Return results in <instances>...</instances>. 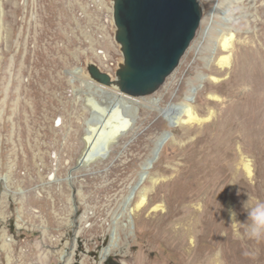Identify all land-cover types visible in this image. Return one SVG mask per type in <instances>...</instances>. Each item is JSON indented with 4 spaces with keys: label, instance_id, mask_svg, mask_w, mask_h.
<instances>
[{
    "label": "rangeland",
    "instance_id": "374dc122",
    "mask_svg": "<svg viewBox=\"0 0 264 264\" xmlns=\"http://www.w3.org/2000/svg\"><path fill=\"white\" fill-rule=\"evenodd\" d=\"M200 1L205 15L199 34L155 98L163 97V106L189 99L200 118L214 110L206 122L213 133L227 115L244 110L251 92L240 85L243 80L264 84V48L253 52L249 41L257 42L264 13L256 14L255 0ZM225 15H232L231 21ZM110 21L106 0H0V264H191L182 249L176 251L179 234L187 224L184 215L201 212L205 196L178 204L172 193L187 184V176L178 181L180 169L190 173L196 167L185 160L199 133L187 136L175 120L170 126L148 106L153 98L134 99L133 108H127L110 96L115 91L97 89L72 74L88 57L112 73L120 54ZM229 27L237 33L231 63L222 67L220 58L229 53L221 34ZM244 56L250 63L239 65ZM192 86L195 94H189ZM110 106L107 121L121 112L123 118L134 117L133 126L108 144V153L104 140L96 142L69 179L87 146L86 121ZM180 111L177 106L174 116ZM96 130L91 127L92 137ZM165 133L169 136L157 160L144 174ZM229 149L234 178L252 185L260 170L264 183L261 152L240 138ZM243 158L251 164L250 176ZM201 181H193L195 190ZM143 197L145 205L139 207ZM249 203L247 209L255 202ZM233 205L229 196L222 207L227 211ZM176 206L184 213L165 221ZM225 221L235 230L230 242L211 251L202 243L196 250L200 258L216 257L214 264H264V236H250V246H242L250 219L246 230L228 217Z\"/></svg>",
    "mask_w": 264,
    "mask_h": 264
},
{
    "label": "bare ground",
    "instance_id": "6f19581e",
    "mask_svg": "<svg viewBox=\"0 0 264 264\" xmlns=\"http://www.w3.org/2000/svg\"><path fill=\"white\" fill-rule=\"evenodd\" d=\"M237 1L240 4L243 2V0ZM259 2V0H255V3L257 4L254 7V10L260 17L264 13V3L259 4ZM62 4L63 3L60 2L59 5ZM231 19L232 15H225V20L227 22L231 21ZM210 25H212V22ZM258 25L260 26V30L256 32L257 42L249 40L250 44H255L253 52L261 51L262 48H264V20L260 19L258 21ZM208 28L210 29V26ZM225 30L226 32L221 34L223 39L222 48L229 54L220 58L219 64L222 67H227L231 63L234 40L236 38L235 32L237 33V31L233 33L231 27ZM241 63L245 65V63H250V60H248L247 56H244L239 61V65ZM217 73H220V71ZM72 74L79 77V70L75 69ZM86 82L89 83L90 86L97 89L101 88L99 85H96L97 83L95 84L94 82L88 80ZM240 85L249 86L251 92L244 99V110H239L235 117L232 114L227 115L222 119L221 123H219V126L214 129L213 133L209 132L212 126L208 123H210V120L212 121L215 111L207 109L206 117L202 118L201 116L200 118L199 114L195 110V107L189 102V99H186L179 104L171 102L168 106H163V97L155 98L158 94L157 93L152 97L153 99L148 105L153 110L158 111L166 121L171 123L170 125H172V121L175 120V123L177 125L180 124L181 129L183 128L185 130V134L187 136L196 131L199 133L192 145L188 147L185 160V162L189 163V165L196 167L190 173L187 172L186 168H183L182 170L180 169L178 181H181L180 176L181 178H185V176H187V178H185L187 180V184L183 185V187L179 190L176 189L172 193L173 201L178 204L191 201L201 195L203 197L205 196L203 209L201 208L202 210L198 213L199 215L197 214L198 216L194 215L193 212L190 211H188V214L184 215L183 219L186 220L187 224H185L183 233L179 234V248L178 250L176 249V251L179 252L183 250L191 264H214L217 261L216 257L211 258L207 256L205 259V257H202L201 255L200 258L196 250L198 247L203 245L202 243L206 242V246L208 247L205 248L210 249V251L212 249H219L220 245L230 242L235 230H232L230 225L225 221L226 217L230 218V214L228 213L229 209H233V211L236 212V221L238 222L237 227H239V230H246L245 224L249 221L246 204L250 201H264V183L259 179L262 177V172L260 173V170L256 171L257 179L255 183L251 185L240 178H234L232 176L234 164L231 160L235 157L227 160L229 157L233 156V152L229 148L234 145L237 138H240L246 145H250L252 150L261 152V158L264 159V84L259 83L256 85L248 79L243 80ZM192 87L194 88L189 91V94H195L197 91L195 86ZM110 96H112L118 103L120 102L126 105L127 108H133L132 101L134 98L118 94L116 92L113 94L111 93ZM213 98L216 99L217 97L213 96ZM177 106L181 111L174 116V109ZM132 112L133 110L131 113ZM120 113L121 112H117L108 121H106L107 128L105 129L106 126L102 128L93 144V137L90 135L92 126L88 127L90 129V133L88 134L89 136L86 137V145L90 146V150L87 155L93 150L94 144L101 140H104V146L106 147L104 148V151L107 152L108 144L112 143L115 138L117 139L121 135H124L125 132L133 126L134 117L126 116L127 118H123ZM251 116L254 117L252 122L249 121V117ZM164 135L165 134H163L158 140L163 138ZM212 154L216 155L215 158H211ZM151 158L152 157H150L145 164V171L149 169L148 161ZM194 161L195 164H198L199 166L193 165ZM204 161L205 163H202ZM235 161L236 160L234 159V163ZM241 162L245 166L247 174L250 176L252 173L251 164L244 158L241 159ZM197 177L202 180L201 188L199 190H195L193 187V181ZM229 196L235 199V205H233V208L232 206L228 207L229 209L226 211V207L223 208L222 205L225 204V201H227ZM144 202L145 197L141 198L138 206L140 207L144 204ZM181 213H184L183 208L176 206L164 216V220H172ZM222 231L225 232V236H221ZM189 238L194 239V241L192 240L194 243L193 245L188 241ZM243 238L242 246L249 247L251 244L249 233L245 234ZM204 239L207 241H204ZM239 246L241 245L239 244Z\"/></svg>",
    "mask_w": 264,
    "mask_h": 264
},
{
    "label": "water",
    "instance_id": "95a60500",
    "mask_svg": "<svg viewBox=\"0 0 264 264\" xmlns=\"http://www.w3.org/2000/svg\"><path fill=\"white\" fill-rule=\"evenodd\" d=\"M106 1L111 9L110 32L120 56L112 73L103 71L88 57L78 68L79 76L134 99H150L179 68L199 34L205 8L200 0ZM111 107L103 115L93 113L88 118L86 134L90 133L89 126H96L95 139L106 124ZM168 136L165 133L156 143L148 161L149 168L157 160ZM89 150L90 146H86L70 171L69 179L71 173L87 161ZM134 190L135 187L131 194Z\"/></svg>",
    "mask_w": 264,
    "mask_h": 264
},
{
    "label": "clouds",
    "instance_id": "9594fccd",
    "mask_svg": "<svg viewBox=\"0 0 264 264\" xmlns=\"http://www.w3.org/2000/svg\"><path fill=\"white\" fill-rule=\"evenodd\" d=\"M229 214L232 223H237L236 212L229 209ZM247 214L248 219H250V224L248 225L249 235L254 238L264 236V201H256L247 209Z\"/></svg>",
    "mask_w": 264,
    "mask_h": 264
}]
</instances>
